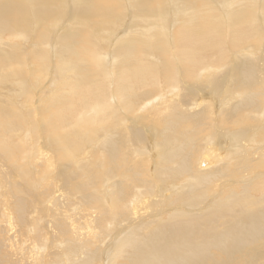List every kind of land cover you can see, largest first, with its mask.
<instances>
[{"label":"bare ground","instance_id":"bare-ground-1","mask_svg":"<svg viewBox=\"0 0 264 264\" xmlns=\"http://www.w3.org/2000/svg\"><path fill=\"white\" fill-rule=\"evenodd\" d=\"M0 264H264V0H0Z\"/></svg>","mask_w":264,"mask_h":264},{"label":"rangeland","instance_id":"rangeland-1","mask_svg":"<svg viewBox=\"0 0 264 264\" xmlns=\"http://www.w3.org/2000/svg\"><path fill=\"white\" fill-rule=\"evenodd\" d=\"M212 1H213L214 3H216V4L219 2V0H216V1H215V0H212ZM23 46H24V43H23L22 47H23ZM22 47H21V50H22Z\"/></svg>","mask_w":264,"mask_h":264}]
</instances>
